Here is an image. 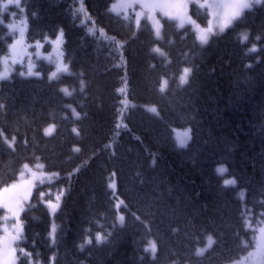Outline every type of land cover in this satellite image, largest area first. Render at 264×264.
Instances as JSON below:
<instances>
[{"label":"trees","instance_id":"16d2710c","mask_svg":"<svg viewBox=\"0 0 264 264\" xmlns=\"http://www.w3.org/2000/svg\"><path fill=\"white\" fill-rule=\"evenodd\" d=\"M80 1L23 0L28 42L63 29L64 57L74 75L49 81L46 74H15L0 84V130L16 137L14 151L0 139V187L14 183L23 164H34L35 157L46 170L60 173V179L36 185L21 215L25 239L20 245L40 264H49L53 254L54 264H230L240 259L255 246L264 223V38L254 40L264 37V6L246 11L242 21L201 46L190 27L165 21V39L156 41L147 24L136 29L132 18L111 13L113 0ZM244 31L249 40L242 44ZM10 39L0 23V57ZM117 41L127 61L123 94L116 91L125 71L115 66ZM157 43L166 57L150 52ZM253 43L260 50L246 54ZM184 67L193 73L187 85H180ZM161 78L168 79L164 92ZM64 86L76 89L71 97L59 91ZM125 97L127 107L120 104ZM69 103L80 120L65 107ZM149 105L158 106V115L147 110ZM118 109L123 113L119 129ZM52 123L55 132L44 136ZM185 127L192 139L179 149L173 129ZM74 145L79 153L72 151ZM221 164L228 168L222 176L216 172ZM76 168L80 171L69 181ZM223 176L235 178L237 186H224ZM110 179L114 191L107 187ZM42 188L51 192L44 200L64 189L54 218L55 246L48 238L53 217L37 196ZM118 200L123 203L117 209ZM121 212L123 226L117 220ZM98 232L107 237L100 245ZM85 235L93 244L81 251ZM208 235L215 243L197 257ZM149 242L156 245L155 259L145 251Z\"/></svg>","mask_w":264,"mask_h":264},{"label":"snow or ice","instance_id":"6c2138e0","mask_svg":"<svg viewBox=\"0 0 264 264\" xmlns=\"http://www.w3.org/2000/svg\"><path fill=\"white\" fill-rule=\"evenodd\" d=\"M139 3V7L141 9L140 12L135 13V26L136 29L140 28V17L145 10L148 11L149 15L147 19L151 21L152 24V32L153 38L156 41H163L165 39L164 35H162L161 29L163 25L161 24L159 19H156L152 13L155 10H160L163 13V16L169 18L180 19V27H183V18L179 15L176 17H171L170 13L167 11L169 8H186L187 5L184 3V0H131V2L123 5L126 8H135L136 4ZM9 6H14L20 9L23 12V8L21 7L20 0H6V3H3L2 9L0 11H7ZM257 6H264V0H197V8H204L206 10H210V14L216 18V25L215 28L211 26V23L206 28H200L199 25H195V22L192 23L195 25V30L197 32L196 39L199 41L201 46H205L209 43V40L212 36H217L223 34L227 29L233 27L237 22H240L244 19L245 11H252ZM117 8L116 4H112L110 6L109 11H114ZM119 15V13H117ZM12 16H15V13H12ZM127 19V16H125ZM26 20L27 17H23L20 21L26 27ZM0 23H3L2 17H0ZM10 30H15V26L13 24H8ZM91 31V30H90ZM20 40H23L24 37V28L19 29ZM135 36V32H133ZM64 36L63 29H60L57 36H56V43H59ZM240 42L242 44L246 43L249 40V33L247 31L241 32L239 34ZM262 36L257 35L254 37L255 41H260ZM48 38L45 37L44 40L46 41ZM115 40V38H112ZM19 43V41H17ZM117 48L116 52L119 56V63H117L116 67H123L125 69L123 75L121 76V80L123 81V86L117 88V93L123 94L125 89L128 85L127 81V61L124 59L123 56V43L117 41ZM27 47H32V45H27ZM43 47L42 41L35 42L36 52L33 53L34 55L39 58L40 56V49ZM11 52L7 56L0 57V64H2V69H0V81L8 80L11 75L12 67L11 65H15L16 63H20L26 68V71H20L18 75L22 77H40L42 73L34 71L35 65L29 59L28 63L25 65L20 53L16 51V45L13 44L10 46ZM260 49L257 47L256 43L251 44L249 48L246 49V54L248 53H255ZM151 53L159 54L160 56L166 57L167 53L164 49L160 46L159 43L154 44L151 49ZM70 62L65 63L63 60L58 59L55 65V70L51 71L49 74V81L57 80L60 74L72 76L74 73L70 70ZM155 64L150 65V67L155 68ZM247 67H251V64L247 65ZM193 73L192 67H184L182 69V74L179 76V83L180 85H187L189 83L188 77ZM83 75V73H81ZM168 84V80L161 78V87L159 91L164 92L165 85ZM85 90V81L81 79L79 81V91L83 93ZM59 91L64 94L66 97H71L76 91V89L69 90L67 86L60 87ZM127 98L120 100V104L124 107H127L126 103ZM135 105H133L134 107ZM3 105H0V108H3ZM66 108L71 110V114L75 120L81 119V113L76 110L72 104H66ZM121 113L120 116L117 117V123L115 127L117 129L120 128V119L123 115L122 111L118 109ZM152 113H157V109L152 107L149 109ZM86 115V113H85ZM126 127V125H125ZM56 129V125L54 123L49 124L47 127L43 129L44 136H51ZM175 131V130H174ZM191 128L186 129L183 132H177L175 135L176 146L179 149H184L187 147L188 142L192 139L190 133ZM72 132L79 137L81 135L79 129L77 127L72 128ZM0 139L3 140V143L7 145V147L11 150H15V141L16 137L11 136L10 138L4 134L2 130H0ZM27 143V141H24ZM111 147V145H109ZM72 151L75 153H79L81 148L79 146H73ZM115 153L113 152V155ZM45 168V164L40 162V157H35L33 167H30L28 163L23 164L22 169L19 172V180L17 182L5 185L0 187V208L4 209V213L0 215V232L3 235H0V264H18L21 258L24 260V264H40L38 259H34L33 253L31 251H27L23 246L18 243L25 239L24 237V227L23 222L20 219V214L24 211V205L29 201L31 190L36 187L37 181L40 184L45 182V179L48 180L50 183L53 178L60 179V173L57 171H49L45 172L43 169ZM80 168L74 169L73 172L68 173L67 179L70 181L72 175L74 173H78ZM216 172L218 174H224L227 172V168L223 165L217 167ZM27 174V175H26ZM116 176L115 171L111 173V177L114 178ZM224 186H235L236 180L234 178H229L223 181ZM24 187L25 190L23 193L17 192L16 190ZM107 187L109 189H115V181L114 179H110ZM49 195L51 197V192L44 190L43 188L37 193V196L44 203V205L49 209V216L54 217L55 213L58 211L60 206V201L62 196L64 195V189L61 188L57 194L55 195L54 199L49 198L48 200H44L45 195ZM113 195L115 193L113 192ZM240 198L242 199L244 196V190H241L239 193ZM118 199V198H117ZM122 200H118L115 207L118 209L120 204H122ZM264 215V214H262ZM11 219L12 223L9 225L7 222ZM139 219V217H137ZM117 220L119 221L120 226H123L124 223V216L118 215ZM247 223V221H245ZM250 226V225H249ZM90 231V229L86 230ZM259 232L261 234V240L257 243L256 247L258 251L264 252V227L259 228ZM111 235V233H108ZM48 238L50 241V246H55L57 244V236H56V225L50 224V229L48 232ZM107 237L102 233H96L95 235V243L100 245L106 242ZM207 243L205 247L197 248L195 255L197 257H201L205 254V252L212 247L215 243L213 237L208 235L206 237ZM93 238L91 236L85 235L83 243L79 245L81 251L84 250L86 245H92ZM150 246L145 249L146 252L152 253V259H155V252L156 246L153 242H149ZM247 247V245H245ZM17 252L20 255H17ZM256 253L249 252L248 257L255 256ZM55 254L50 257L49 264H54L55 262ZM247 259V258H245ZM234 264H243V261L236 260Z\"/></svg>","mask_w":264,"mask_h":264},{"label":"rangeland","instance_id":"374dc122","mask_svg":"<svg viewBox=\"0 0 264 264\" xmlns=\"http://www.w3.org/2000/svg\"><path fill=\"white\" fill-rule=\"evenodd\" d=\"M82 1L83 0H81L80 2H82ZM129 2H131V0H114L112 2V4H116L117 8L114 11H111V12L116 14V16H118V17L123 16V18H125V16H127V18H133V20L135 22V13L136 12H140L141 9L139 7V3L136 4L134 9L133 8L123 7V5H126ZM201 2H202V0H201ZM3 3H6V0H3L1 2V9H2ZM20 3H21V7L23 8V12H21L20 9H18V8L14 7V6H9L7 11H2L3 14L0 15V17H2L3 24L6 25V27H7L8 24H13L15 26V30L14 31L10 30L9 27H7V28L5 27L6 33L11 39H10L9 44H8L9 52H8V54H6L4 56H7V55L10 54V52L12 51L10 46L15 44L16 45V51L18 53H20V56L22 57L25 65L28 63L29 59H31V62L35 65L34 71L42 73L41 76L47 74V76L49 77L50 72L55 70V65H56L58 59L63 60L65 63H67L65 58H64V53H63L64 36H63L62 40L59 43L55 42L57 35L55 37H47L48 39L46 41L42 40L43 47L39 50L40 51V56H39V58H37V56L33 54V53L36 52L35 43H30V42L27 41V32L29 31V25L27 24V20H26V27L23 24L20 23L21 19L23 17H26L25 12H24V7L22 6L23 5L22 4V0H20ZM184 3L187 5L186 8H169V9H167V11L170 13L171 17H176L177 15H179V16H181L183 18V27L190 26L192 28V30H194L196 35H197V32L195 30V25H199L200 28H206L211 23V26H213V28H215L216 18L213 15L210 14V10H206L204 8H197V0H184ZM12 13H15L14 17L12 16ZM117 13H119V15ZM6 14H8V16H6ZM148 15H149L148 11L145 10L143 12V14L141 15V17H140V23H143V22H145V24L148 23L151 26V28H152L151 21H149L147 19ZM152 15H154V17L156 19H159L162 25H163L164 20L173 21L177 26H179L180 23H181L180 19L169 18V17L163 16V13L160 10H155L152 13ZM16 16H18V17H16ZM204 17H207V18L203 20V22H204L203 23L202 19ZM192 21L195 22V25L192 23ZM183 27L179 26V28H183ZM20 28H24L23 40H20V35H19V29ZM161 32H162V29H161ZM13 36H14V38H13ZM17 41H19V43H17ZM27 45H32V47H27ZM44 64H47V65L51 66V68H52V69H49L47 71V73H45V71L43 70L45 68ZM2 67H3L2 64H0V69H2ZM11 67H12V71H11L10 77L14 73H19L20 71H26V68L23 65H21L20 63H16L15 65H11ZM32 77H35V76H32ZM164 87L166 88V85ZM152 107H155L157 109V107L155 105H149L146 108L149 111V109L152 108ZM157 113H158V109H157ZM154 114H156V113H154ZM188 128H190V127L174 128L173 129L174 139H175V135H176L177 132H183V131H185ZM190 135H191V133H190ZM189 142H188V144H189ZM33 165L34 164H29L30 167H33ZM221 165H223V166H225L227 168L226 165H224V164H221ZM218 166H220V165H218ZM217 167H216V169H217ZM43 171L49 172L45 168L43 169ZM227 172H228V168H227ZM223 178H224V181H225V180H227L229 178H233V177H231V176H223ZM18 180H19V178L15 182H17ZM45 181H48V180L45 179ZM38 183L39 182L37 181V184ZM235 186H237V182H236ZM34 189H35V187L31 190L29 201H30V199H31V197L33 195ZM24 190H25V188L21 187V188L17 189L16 191L23 193ZM114 190H116V184H115V189ZM240 191H239V193H240ZM243 199H245V190H244ZM26 204L23 206L24 209L26 207ZM60 204H61V201H60ZM60 207L61 206H59V209H60ZM0 210L5 211L2 208H0ZM56 213H55V215H56ZM21 215H22V213L20 214V219H21ZM120 215H123V213L121 212ZM54 218H55V216L53 217V223L56 225ZM7 223L10 225L12 223L11 219ZM247 223L250 224V218H247ZM260 227H264V223ZM260 227H258V232H257V236H256L255 246L249 251V252L256 253V255L252 256V257H248V253L249 252L247 254L243 255L240 259H238V260L243 261V264H264V252L258 251V249L256 247L257 243L260 242V240H261V234L259 232V228ZM1 235H3V233ZM213 239H214V237H213ZM22 242L23 241H19L18 243L21 244ZM206 243L204 245H202V246H199L198 248L205 247ZM17 255L19 256L20 253L17 252ZM245 258H247V259H245ZM18 264H19V261H18ZM230 264H234V261L231 262Z\"/></svg>","mask_w":264,"mask_h":264},{"label":"bare ground","instance_id":"6f19581e","mask_svg":"<svg viewBox=\"0 0 264 264\" xmlns=\"http://www.w3.org/2000/svg\"><path fill=\"white\" fill-rule=\"evenodd\" d=\"M65 58V57H64ZM54 102L56 103L57 102V100L54 98ZM156 106V105H155ZM156 107H158V106H156Z\"/></svg>","mask_w":264,"mask_h":264}]
</instances>
